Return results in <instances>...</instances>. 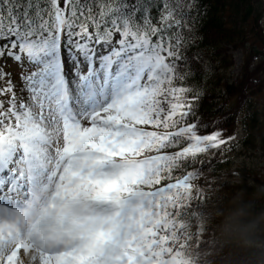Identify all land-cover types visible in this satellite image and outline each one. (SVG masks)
Instances as JSON below:
<instances>
[{"label":"snow or ice","instance_id":"1","mask_svg":"<svg viewBox=\"0 0 264 264\" xmlns=\"http://www.w3.org/2000/svg\"><path fill=\"white\" fill-rule=\"evenodd\" d=\"M153 6L0 0V264H134L109 213L136 207L155 235L199 179L187 160L225 143L182 122L199 98L182 83L194 0H161L156 22Z\"/></svg>","mask_w":264,"mask_h":264},{"label":"trees","instance_id":"2","mask_svg":"<svg viewBox=\"0 0 264 264\" xmlns=\"http://www.w3.org/2000/svg\"><path fill=\"white\" fill-rule=\"evenodd\" d=\"M160 2L153 0V22L159 15ZM169 2L174 4L176 0ZM182 2L188 3L189 0ZM128 3L134 4L135 0H128ZM194 3L195 7L190 11L197 16L198 21L195 25V40L184 52L194 57L192 75L182 83L190 86L199 98L193 104L192 115L187 117V123L204 122L206 127L198 128L197 134L219 131L225 143L228 137L233 138L241 130L244 133L241 146L252 147L264 154V28L261 26L264 0H194ZM140 15L137 12L138 18ZM237 57L241 59L239 64ZM236 68H239V72L235 75ZM215 150L211 149L212 153ZM215 153L216 156L207 164L202 161L205 158L200 160V166L187 160L188 170L216 175L223 166L217 160L220 152ZM238 173L243 177V186L247 191H251L253 185L264 184L259 176H248L243 170ZM174 175L181 178L179 172ZM225 188L229 186L225 185ZM207 205V200L192 198L187 203L164 211L172 215V230L179 234L176 221ZM178 242H175V246ZM173 243L169 246H173Z\"/></svg>","mask_w":264,"mask_h":264},{"label":"clouds","instance_id":"3","mask_svg":"<svg viewBox=\"0 0 264 264\" xmlns=\"http://www.w3.org/2000/svg\"><path fill=\"white\" fill-rule=\"evenodd\" d=\"M229 171L222 169L211 176L199 173L210 183L204 187L193 184L192 188L208 205L176 221L180 231L170 230L167 239L174 242L171 247L163 237L154 239L141 225L140 209H113L109 226L119 240L114 254L129 256L134 264H264V184L247 191L243 177ZM184 193L177 199L187 203L190 191ZM122 195L126 198L127 194ZM19 219L26 224L34 216L21 211ZM179 240L184 242L177 247Z\"/></svg>","mask_w":264,"mask_h":264},{"label":"rangeland","instance_id":"4","mask_svg":"<svg viewBox=\"0 0 264 264\" xmlns=\"http://www.w3.org/2000/svg\"><path fill=\"white\" fill-rule=\"evenodd\" d=\"M241 61L240 57H237V63L239 64ZM7 70V66H6ZM239 68H236L234 70V74H238ZM184 123H187V117L184 118ZM163 131V129H160ZM234 136V137H233ZM231 139H229L222 148L218 149L216 148L215 152L219 151V156L217 160L220 162V164L223 166L224 170H230L229 174L231 175L233 172H238L240 170H243L246 172L248 176H259L264 181V154L259 153L258 151H255L252 149V147H244L241 146V140L244 137V133L240 130L236 135H233ZM181 146H185V143L183 140L181 141L180 145H175L172 148H169L168 151H178ZM248 149V150H247ZM210 150L203 154H197L196 158L188 159L192 160V162H196V166H200L201 162L200 160L204 161L203 163H209V160L212 159L213 156H216V153ZM258 152V153H257ZM210 173V172H209ZM211 174V173H210ZM208 175V174H207ZM209 176V175H208ZM176 178L177 176L174 175ZM194 184H198L199 186L206 185L207 183H210V181H205V178L202 176H199L198 180L191 181ZM185 193L182 192L180 195H184ZM190 199L195 198V200H200L199 196L197 195L196 189L194 188L192 191H190ZM205 201V200H204ZM182 203H185L182 199H177V196H173V206H178ZM170 207V208H172ZM176 209V207H175ZM160 223L152 225H148V227H152L155 231V235L153 236L154 239L159 240L161 237H168L170 235V229L168 226L164 228L163 224H167V222L172 221V215L168 213V215H164L161 213L159 217ZM172 224V223H171ZM166 242V240H165ZM167 243V242H166ZM168 244V243H167ZM169 246V245H168Z\"/></svg>","mask_w":264,"mask_h":264},{"label":"water","instance_id":"5","mask_svg":"<svg viewBox=\"0 0 264 264\" xmlns=\"http://www.w3.org/2000/svg\"><path fill=\"white\" fill-rule=\"evenodd\" d=\"M261 26H262V28H264V18L261 21Z\"/></svg>","mask_w":264,"mask_h":264}]
</instances>
